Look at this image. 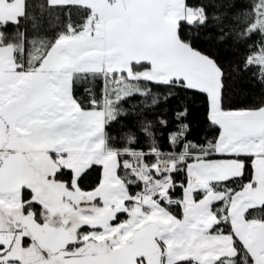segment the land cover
I'll list each match as a JSON object with an SVG mask.
<instances>
[{
  "label": "snow or ice",
  "instance_id": "obj_1",
  "mask_svg": "<svg viewBox=\"0 0 264 264\" xmlns=\"http://www.w3.org/2000/svg\"><path fill=\"white\" fill-rule=\"evenodd\" d=\"M45 7L63 23L51 39H29L22 23L39 27L30 0H0V264H264V105L229 107L222 60L200 46V30L212 22L217 41L228 42L236 5ZM249 8L239 36L254 51L243 70L255 69L264 85V0ZM92 78L104 81L103 96L85 104L75 87ZM149 84L168 88L165 100L204 96L218 136L187 141L181 123L169 134L181 151L165 154L146 123L150 151L138 150L131 133L127 146L115 143L107 128L126 115L121 102L149 96ZM186 117L187 108L176 113Z\"/></svg>",
  "mask_w": 264,
  "mask_h": 264
},
{
  "label": "trees",
  "instance_id": "obj_2",
  "mask_svg": "<svg viewBox=\"0 0 264 264\" xmlns=\"http://www.w3.org/2000/svg\"><path fill=\"white\" fill-rule=\"evenodd\" d=\"M201 2L207 0H188L190 6L195 7ZM236 5L227 15V26L232 29L230 39L225 44H220L216 35L219 28L216 23H209L207 28L200 30V46L209 49L220 56L226 73L227 104L232 108L255 107L264 105V85L255 77V69L243 70L245 57L250 51L245 44H251V40L239 36V33L247 25L246 13L250 11L249 5L254 0H231ZM32 5V15L39 18V27L34 28L32 24L25 21L21 29L27 33L29 39H51L60 29L63 23V16L59 10H49L45 7V0H30ZM217 14L223 15L219 12ZM74 17L78 13L74 11ZM11 31V29H10ZM257 44L259 37H254ZM151 88V94L147 97L134 95L121 102V107L126 115L118 117L108 128L110 136L118 145L127 146V134H134L136 137L135 147L150 151L153 137H148L142 131L144 124L150 123V131L153 133L155 144L162 153L179 152V145H172L169 142V134L178 131L181 123L187 124L189 132L187 141L193 143H206L214 140L219 129L210 123L208 119L207 101L202 95H194L191 92L168 95L169 89L164 86L154 84L147 85ZM104 90V81L101 78H92L80 81L75 87L77 97L87 104L90 97L101 100ZM153 97L158 99V103L151 104ZM145 105H149L146 107ZM187 108V117L178 121L176 113ZM160 120H166L167 125H161ZM183 143V142H182ZM151 158V157H150ZM97 179V173L93 174L84 181V187L87 189L94 184ZM178 182L185 180L184 173L177 174ZM140 186H135V191ZM175 211L178 209L173 206Z\"/></svg>",
  "mask_w": 264,
  "mask_h": 264
},
{
  "label": "built area",
  "instance_id": "obj_3",
  "mask_svg": "<svg viewBox=\"0 0 264 264\" xmlns=\"http://www.w3.org/2000/svg\"><path fill=\"white\" fill-rule=\"evenodd\" d=\"M140 190V187L139 188H137L135 191H139Z\"/></svg>",
  "mask_w": 264,
  "mask_h": 264
},
{
  "label": "crops",
  "instance_id": "obj_4",
  "mask_svg": "<svg viewBox=\"0 0 264 264\" xmlns=\"http://www.w3.org/2000/svg\"><path fill=\"white\" fill-rule=\"evenodd\" d=\"M126 217H124V216H121V219H125Z\"/></svg>",
  "mask_w": 264,
  "mask_h": 264
}]
</instances>
